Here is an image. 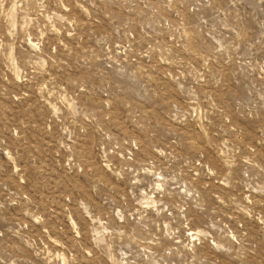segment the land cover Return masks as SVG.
I'll return each mask as SVG.
<instances>
[{
    "label": "rangeland",
    "instance_id": "rangeland-1",
    "mask_svg": "<svg viewBox=\"0 0 264 264\" xmlns=\"http://www.w3.org/2000/svg\"><path fill=\"white\" fill-rule=\"evenodd\" d=\"M0 264H264V0H0Z\"/></svg>",
    "mask_w": 264,
    "mask_h": 264
}]
</instances>
